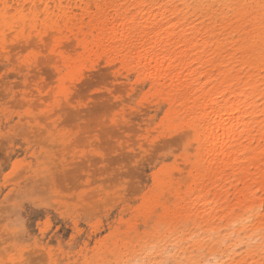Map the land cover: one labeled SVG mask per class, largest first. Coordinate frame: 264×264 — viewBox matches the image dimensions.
Instances as JSON below:
<instances>
[{
  "label": "rangeland",
  "instance_id": "374dc122",
  "mask_svg": "<svg viewBox=\"0 0 264 264\" xmlns=\"http://www.w3.org/2000/svg\"><path fill=\"white\" fill-rule=\"evenodd\" d=\"M18 5L0 14V264H264V160L254 177L196 179L197 120L175 87L188 70L218 96L254 81L264 119V0ZM105 21L163 27L138 38L153 35L152 64L140 40L112 46ZM160 45L176 60L155 61ZM29 54L50 59L35 95L10 70ZM172 60L169 86L154 72Z\"/></svg>",
  "mask_w": 264,
  "mask_h": 264
},
{
  "label": "bare ground",
  "instance_id": "6f19581e",
  "mask_svg": "<svg viewBox=\"0 0 264 264\" xmlns=\"http://www.w3.org/2000/svg\"><path fill=\"white\" fill-rule=\"evenodd\" d=\"M24 1L30 2V0H17L19 4L18 6H20V4L23 5ZM7 2L9 4H14L15 0H0V14H6L7 7L5 6V4ZM46 2H48V0H46ZM113 20L114 19H112V21ZM131 22L133 24V21ZM155 24L156 23H154L153 21H149L146 24H144L142 21H136V23H134V25L131 27V25L129 26L128 24L122 23L121 25H117L114 22H106L102 23V25H100L102 27L100 28H102L101 30L104 32V34L113 32V34H111L112 36L107 38L108 40L110 39V41L113 42L112 46H114V42H116V40L117 42L120 41L121 44L126 43L129 46H135L139 44H134L135 42L139 40L141 41L143 39L142 37L144 36L148 37V33H150L151 31L152 34L154 31V34H158L157 37L159 36V33L163 31L164 28L159 27V25L155 27ZM131 28L132 31H129ZM193 28L195 27L190 28V30H193ZM96 32L98 33L99 31ZM132 37L135 40H132ZM154 37L152 39L153 41L159 38L156 37L154 39ZM151 38L149 39L150 41ZM99 39L101 40V38ZM145 39L148 38L145 37ZM149 40L146 44H143V41H141L144 49L148 47L146 49V53L143 54L145 50H143L142 47L140 50L138 49L140 48V46H142L141 44H139L140 46L137 47V50H139V52L136 51V53L130 55L135 58L138 57V60L140 58H143L141 57V54L145 55L146 58H143L145 63H142H144L145 66L148 65L147 67H149L150 63L152 62L153 55L151 54V56H147V52H149L148 49L151 51L152 48H154L152 47L154 46V43L151 44L150 42L151 45H149ZM121 44H118V46H121ZM144 45H147V47ZM149 46H151V49L149 48ZM135 47L134 51L136 50ZM167 49H164V47L160 45V51L156 49L160 54H155L157 55V57L155 56L156 58H154L155 61L160 60L161 62V60L165 59L164 57H166V55L168 54H166L164 57L162 56V58L160 57L161 59L158 58V56L161 55L162 50H166L167 52ZM169 51L172 50L169 49L168 52ZM131 52L132 51H130V53ZM150 53L151 52H149V54ZM170 54L171 53H169L167 58H170L169 61L171 60V58L174 59L176 57L173 55V53L171 55L174 58ZM181 54L179 53L180 56H178L183 58ZM186 55L187 54H185V56ZM178 61H174L175 63L173 62V60L170 63L166 61V70L161 66L162 64H165V61H162L164 62L162 64L160 63V68L158 64H155L158 66L157 68H155L158 69L156 70L157 72H154L156 73L155 75L157 80L162 81V83L169 86H172V84L176 80H180L179 78L181 74H177L176 71L179 72L177 68L181 66V62H179V66H174V70L172 69L173 67H171L173 63L176 64V62ZM188 71L185 73L186 75H183L185 76L184 78L189 79L191 77V74L193 73L192 76L194 75V79L192 80L194 81L190 80L191 78L189 80L184 79V82L186 81L184 84L180 82L175 87L180 88L177 91L179 92V99L185 106L186 112H188L189 116H192L197 120L196 135L198 137V143L201 151V158L199 161L202 163L201 167H203V169L195 172V178L198 179L202 176H208L215 182H218L221 178L227 179L230 173V175H234L233 173L237 170L241 172L243 177H248L251 174L252 177H254L253 175L256 176V169L262 170V162L260 160H264V133L260 132L264 128V119H258V116H256L257 113L262 111L261 109L259 111L257 109L256 83L254 81H249L246 82L244 87H238L234 90H231L230 88L225 89L224 94L218 96L216 88H206V83H203L200 80L203 77L200 76L202 75L201 72L194 70L196 72L194 74L193 70L192 73L191 71ZM195 199H201L203 200L202 202H208L206 194L203 193H198ZM203 207H206V204L203 203Z\"/></svg>",
  "mask_w": 264,
  "mask_h": 264
},
{
  "label": "snow or ice",
  "instance_id": "6c2138e0",
  "mask_svg": "<svg viewBox=\"0 0 264 264\" xmlns=\"http://www.w3.org/2000/svg\"><path fill=\"white\" fill-rule=\"evenodd\" d=\"M19 64L17 67H13L10 70L19 72L24 74L25 76L31 74L33 76V82H34V87L31 88V92L33 95H35L37 90H40L41 92L43 91L41 85L43 83V76L44 72L43 69L48 66L50 63V59L47 55L44 57H37V59L33 60L31 54L25 55L23 57H18ZM24 91L28 92L29 91V81L25 80L24 81ZM24 97H21L23 99ZM120 102H123L127 104V101H123L122 98H118ZM116 107H119V104L116 105ZM133 111H135V106L132 105ZM107 118H105V125H106ZM120 128V120H119V112H117L116 116L113 118V128H112V134L114 135L116 131H119ZM99 131V129H96ZM109 139H112V136H109ZM95 146V145H94ZM111 151H118V146L116 145H109L107 146ZM101 154H106L104 152V149L102 148L100 152L97 153V155Z\"/></svg>",
  "mask_w": 264,
  "mask_h": 264
}]
</instances>
